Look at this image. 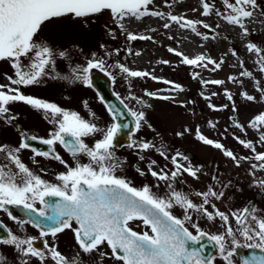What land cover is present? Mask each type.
<instances>
[{"label": "rangeland", "instance_id": "obj_1", "mask_svg": "<svg viewBox=\"0 0 264 264\" xmlns=\"http://www.w3.org/2000/svg\"><path fill=\"white\" fill-rule=\"evenodd\" d=\"M207 2L214 5L213 13L207 17L202 14V0H153L149 5V11H160L165 13V16H145L140 19L125 17L121 21H114L110 13L104 11L85 19H74L72 16L53 18L42 25L35 37L38 42L45 41L55 53L54 66L46 69L47 75L43 76L38 84L31 86L10 85L7 77L15 78V70L10 61L3 60L0 61V84L19 87L25 95L54 103L70 112H77L84 119L96 124L98 128L106 129L113 120L97 92L83 81L73 82L71 79L72 71L77 67H86L89 60L104 61L105 71L113 78L115 92L132 111H142L145 114L140 129L132 134L131 142L120 145L117 151L113 149L114 154L124 152L127 157V159L120 157L122 165L116 169L115 174L125 177L133 183V187L142 188L148 185L153 193L160 196L154 183L151 182V179L157 178L151 175L149 165L155 161V164H152L153 171L163 170L171 175L176 170L172 157L177 153L182 154L177 156V162L184 167L198 169L197 176L192 177L182 172L172 182L175 185L182 183L187 186L188 197L197 205L203 202V197L197 196V192L202 193L211 189L217 194L223 193L219 199L211 197L210 203L205 207L209 212L214 213L216 210L224 212L229 216V221L226 223L218 216L209 220L203 213L189 210L194 214L198 213L203 220L205 218L207 232L213 235L225 234L227 226L231 225L236 239L240 242H248L240 234L242 225L237 224L232 213H240L244 208H249L250 211L254 209L253 214L257 219H264V193L260 201L255 198L257 191L264 190V187L258 184V181L264 180V170L252 167L261 163L256 161L254 156L256 153L264 152V144L259 140L260 131H264V128L258 131L249 127L252 118L264 112V98L256 87V80H259L260 86L264 87V73L259 71L256 63L257 54L247 50L248 43H255L264 49V14H262L264 0H256L258 7L254 10L253 17L245 20L249 30L247 36L241 34L242 30L238 26L229 24L221 15L216 14V12L227 14L230 11L223 0H207ZM169 13L184 16L186 19L201 20L211 27L205 29L202 24L197 25L201 33L197 36L190 29L180 28L171 21L168 18ZM165 23L170 27L165 28ZM129 34L150 36L151 39L129 40L127 39ZM204 36H208L209 39H203ZM169 48L182 52L189 58L203 54L217 62L222 59L224 63L216 71L211 70L213 68L211 64L207 69L185 65L181 62L182 57L169 52ZM233 51L236 55L232 54ZM60 52L66 55L61 57ZM162 61L169 63L165 64ZM21 63L27 70V65L30 63L28 58L22 57ZM117 64H122L130 70L148 72L149 75L129 77L116 67ZM243 70L251 71L255 79L240 76ZM193 73L199 75L194 79ZM229 76H236L238 82L230 81ZM217 79L224 80L225 83L222 85L202 83ZM164 81L172 83H164ZM176 84L181 85L183 91L176 89L174 87ZM225 90L232 94L231 101L227 99ZM244 92L255 96L256 100L248 101L242 95ZM147 93H155V95L149 96ZM163 96H168L170 99H161L160 97ZM224 105L227 107H223ZM16 108L20 109L16 110ZM9 110V116L15 117L11 123L12 127L7 125L2 117L0 119V127L6 131L4 136L0 133V146L7 145L9 149L18 148L21 144L19 136L12 131V128L26 126L35 133L34 130L38 131L39 128L33 123L34 120L39 123L42 120L48 132L51 128L50 134H52L58 130L59 124L50 125L51 121L62 118L36 110L24 102L12 103ZM236 124L243 125V130L237 128ZM197 130L206 138L224 145V149L232 151L238 160L233 161L225 156L222 149L204 144L197 138ZM39 134L48 135L41 131ZM84 138L91 147L102 138V134L98 132ZM237 138L251 140L255 153L241 145ZM132 142L135 144L129 147ZM143 142H148L154 147L142 150L139 144ZM164 144L167 145L166 149ZM172 144L176 145L175 149L169 148ZM186 150L193 152L192 160L184 159ZM21 152L20 150L17 155L23 160ZM160 152H164L165 155L161 156ZM2 156L3 153H0V158ZM0 165L5 164L0 160ZM11 166L13 172L18 171L14 165ZM141 172L144 175H141ZM248 183L254 186L253 190L247 188ZM168 184L171 183L160 182L161 189L165 193L170 191ZM212 205H215V208ZM173 208L184 210L178 205H174ZM0 216L8 222L13 234L21 238L40 235L39 231L29 223L12 220L5 211L0 210ZM20 222H25L22 227ZM249 222L253 227H257L251 218ZM72 226L74 227L73 221ZM45 238L49 246H55L67 257L80 252L74 233L69 229H65L55 237L48 235ZM226 240L231 249L232 238L226 237ZM249 242L257 243L258 240ZM39 249L47 251L45 244ZM101 252L107 253L103 259L100 257ZM80 255L83 264H119L117 261H111L108 250L103 248L90 254L91 257L90 255L83 257L85 255L83 253ZM0 257H3V264H23L25 259L28 260V264H41L38 258L22 257L14 246L5 244H0ZM43 264H54V262L49 258Z\"/></svg>", "mask_w": 264, "mask_h": 264}, {"label": "snow or ice", "instance_id": "obj_2", "mask_svg": "<svg viewBox=\"0 0 264 264\" xmlns=\"http://www.w3.org/2000/svg\"><path fill=\"white\" fill-rule=\"evenodd\" d=\"M152 3L153 0H0V61H10L15 70V78L7 77L10 85L31 86L38 84L40 79L47 75L46 69L54 66L55 53L53 49L45 41L38 42L35 40L45 22L66 16H72L74 19H85L99 15L104 11H108L114 21H121L125 17L140 19L145 16H165V13L160 11H149V5ZM223 3L230 11L227 14L220 12H216V14L221 15L229 24L238 26L242 30L243 36L249 35L245 20L253 17L254 10L258 7L256 0H234V2L223 0ZM168 6L171 7V5ZM193 10L196 11V9ZM213 10V4L208 3L207 0H202V14L204 16L211 15ZM168 18L178 24L180 28L190 29L197 36L201 35L197 25L202 24L205 29L211 27L201 20L186 19L184 16L170 13ZM164 27L169 28L170 25L165 23ZM127 39L150 40L151 37L129 34ZM203 39L207 40L209 37L204 36ZM247 50L257 54L256 63L259 66V71L264 73V49L255 43H248ZM130 51L131 49H129ZM168 51L175 53L177 57H182L181 62L185 65L207 69L208 65L211 64L213 65L212 71L219 70L224 63L222 59L217 62L203 54L189 58L173 48H169ZM232 54L236 55L234 51ZM59 55L64 57L66 54L60 52ZM22 57H26L30 61L27 70L21 63ZM162 63L167 64L169 62L162 61ZM116 67L129 77L149 75L148 72L130 70L122 64H117ZM241 67H243V61H241ZM93 69L104 72V61L89 60L86 67H77L72 71L71 79L73 82L79 80L91 86L92 81L89 73ZM198 75L199 73H193V78L195 79ZM240 76L255 79L253 73L248 70L241 71ZM64 79H68V77H64ZM228 79L232 82H238L236 76H229ZM164 83L172 82L164 81ZM202 83L222 85L225 81L217 79L202 81ZM10 85L0 84V117L8 120L15 119V117L8 115L10 110L7 107L14 102H24L36 110L49 113L53 117H62L58 120H52L53 123L59 124L58 131L53 132L50 139L41 142L50 146L59 142L74 158L78 157L79 154H84L89 158V162L85 164L77 162L75 167H68L66 173H61L57 177L62 184H50L30 171L17 155L21 149L30 147L29 139L36 140L37 137H24L22 133L24 138L18 148L10 150L7 145L0 146V153L4 154V159L18 169L17 172H13L11 167L0 165V209L7 211L9 217L16 220V217L5 207L6 205H22L24 208L32 210L33 204L37 200L45 204V197H59V201L46 204V207L51 209V214L41 209L38 216H34L26 222L40 228L41 237L49 234L55 237L65 229H71L80 252L72 257H67L55 246H49L46 241L45 249L47 251L39 249L34 244L36 237L21 238V236L13 234L10 229H7L2 222H0V229L6 231L7 236L0 238V244L14 246L22 257L38 258L41 264L49 258L54 264H83L81 253L90 255L97 252L100 246L105 244L111 250V258L119 264H212L213 258L204 255L207 245L202 244L201 241L205 237L218 246L220 254L228 264H232L230 258L234 255L237 247L247 246L264 250V219H257L253 214L254 209L250 211L249 208H244L240 213H232V216L237 224L242 225L240 234L248 241L258 240L255 244H240L231 225L227 226L225 234L219 235H209V233L200 230L198 225L192 224L191 226L196 229L194 235L188 227H185V222L192 219L187 214L189 209L203 213L209 220L218 216L227 223L229 221L227 214L219 210L214 213L209 212L205 207L210 203L211 197L219 199L223 193L217 194L211 189L202 193L197 192V196L203 197V202L197 205L187 194L172 188L171 184H168L169 193L160 197L153 193L148 185L136 188L131 185L130 181L117 176L115 171L120 164L114 162L117 160L113 151L114 140L122 130L128 128L127 123L121 122V118L126 115L121 109L109 105L108 111L112 116L113 123L106 129H100L77 112H70L54 103L25 95L19 87H11ZM174 87L183 91L179 84L174 85ZM256 87L264 98V87L260 86L259 80H256ZM147 95L154 96L155 93H147ZM225 95L228 100H232V94L227 90H225ZM242 95L248 101L256 100L255 96L247 92L242 93ZM160 98L170 99L168 96ZM101 99L103 98L101 97ZM124 107L127 108V105ZM223 107L226 108L227 105ZM128 114L135 118V129L139 130L141 121L145 117L144 112L129 109ZM212 126L214 127V125ZM235 126L243 130V125L236 124ZM249 127L258 131L264 128V112L252 118ZM98 132L102 134V138L97 140L94 146L90 147L82 139ZM197 138L204 144L222 149L223 154L233 161L238 160L232 151L224 149V145L221 143L206 138L199 133V130H197ZM237 139L241 145L255 153V147L251 140ZM259 140L264 144V131H260ZM133 144L135 142H132L129 147ZM151 147L154 146L148 142L139 144V148L142 150ZM32 150L36 156L48 157L50 155L49 152ZM160 155L164 156L165 154L160 152ZM181 155L177 153L176 156L172 157V163L176 170L170 176L163 170L161 172L153 171L152 164H155V161L149 165L151 175L161 181L175 180L182 172L196 177L198 169L184 167L177 162V156ZM52 158L59 160L62 164L65 163L54 152ZM254 159L261 163L259 165L254 164L252 167L254 169L259 167V169L264 170V152L256 153ZM140 174L144 175L143 172ZM18 179L19 182H17ZM258 184L264 187V180L258 181ZM174 205L185 210L183 219L172 214L171 209ZM212 207L215 208V205ZM249 218L256 223L257 227L251 225ZM134 220L142 221L150 232L133 231L128 225L130 221ZM72 221H75L77 225L75 228L72 227ZM23 223L25 222H20L21 227ZM226 237L232 238L233 247L231 249L228 247ZM194 245H199V247ZM106 255L107 253L101 252V259ZM0 264H3V257H0ZM23 264H28V260H23ZM243 264H264V255L260 257L253 255L251 259L245 258Z\"/></svg>", "mask_w": 264, "mask_h": 264}, {"label": "flooded vegetation", "instance_id": "obj_3", "mask_svg": "<svg viewBox=\"0 0 264 264\" xmlns=\"http://www.w3.org/2000/svg\"><path fill=\"white\" fill-rule=\"evenodd\" d=\"M3 119L6 120L7 123L10 122V120L5 119L4 117H3ZM10 124H11V122H10ZM52 124H54V123H52ZM12 131H14V133H18L20 136H22L21 134L25 132V130L23 128L19 127V126L17 128H15V129L12 128ZM0 132L2 133V135H5L4 132H6V131H4L3 129H0ZM32 149H34V148L29 147L27 149H23L22 152H21L23 160L22 159H20V160L23 161L24 164L35 175L40 176V178L42 180H44V181H46V182H48L50 184H62V182L59 181L57 179V177L61 173H66L67 170H68V167H75L77 162H79L80 164H85V163L89 162V158L86 155H84V154H79L78 157L74 158L64 148V146L61 145L59 142H57L55 145H52V147L50 148V151H48L47 148H43V149H39V150L36 149L37 151L49 152L50 155L48 157L36 156ZM53 152H54V154H58L65 163L62 164L59 160H56V159L52 158ZM26 155H27V157H25ZM0 160L5 165L11 167V170H12V166L9 163V161L4 159V154H3L2 158H0ZM158 189H161V186H158ZM175 190L183 192V193H185L187 195L189 194L188 187L185 186L182 183L181 184H177L176 187H175ZM260 193H262V192H260ZM160 196H164V195H160ZM260 197H261V194H260ZM29 202L31 203V201H29ZM33 205H36L37 207H41V203H40L39 200L35 201ZM171 211H172V214L174 216H176L177 218L183 219L184 216H185V210H179V209H175L174 210V208H172ZM187 214L190 215L191 218H192L191 221H186L185 222V227H188L189 231L193 232V234L195 235L196 234V229L193 228L191 225L192 224H196V225H198L200 230L207 232L205 218L203 220L202 217L198 213L194 214V212L191 211V210H188ZM193 217H196V219H194ZM128 226L130 228H132L133 231H136V232H140V233H142L144 231H149L150 232V230L142 223V221H139V220L130 221ZM75 227H76V224L74 223V227L73 228H75ZM69 230L71 232H73L71 229H69ZM207 233H209L210 235H213L210 232H207ZM241 243L250 244L251 242L248 241V242H241ZM100 247H107V245L105 244V245H102ZM230 259L232 260V264H237L240 261V256L235 251L234 255ZM212 264H228V262L225 261L223 259V256L220 254L219 256L217 255V256L213 257Z\"/></svg>", "mask_w": 264, "mask_h": 264}, {"label": "water", "instance_id": "obj_4", "mask_svg": "<svg viewBox=\"0 0 264 264\" xmlns=\"http://www.w3.org/2000/svg\"><path fill=\"white\" fill-rule=\"evenodd\" d=\"M90 76H91L90 78L92 81V85H94L97 88L98 92L100 93L104 101L107 103V105L108 106L111 105L115 108H119L126 113V115L121 118V122L124 123L126 121H131L130 127L122 130L116 137V139H121L124 137L125 140H128V137H129L128 132L135 127V119L130 114H128V109L124 107V104L121 101V99L118 98L116 94L114 93V91L112 90L111 78L105 72H102L99 69H93L90 72ZM25 137H30V136L25 135ZM28 143L33 146H38L42 144L41 140H38V139L36 140L29 139ZM59 200H60L59 197H50V199L47 200V203H55ZM6 206L15 216H21L26 219H31L32 217L39 215V211L36 210L35 208H33L32 210H29V209L24 208L22 205L20 206L6 205ZM49 214H51V209H49ZM6 236H7V232L4 231L3 229H0V238H4ZM36 241L37 240H35L34 244H36ZM238 250L240 251L243 259L248 258L249 255H251V253H256V252H259L261 256L264 255V251L260 250L259 248L244 249V248L238 247Z\"/></svg>", "mask_w": 264, "mask_h": 264}, {"label": "bare ground", "instance_id": "obj_5", "mask_svg": "<svg viewBox=\"0 0 264 264\" xmlns=\"http://www.w3.org/2000/svg\"><path fill=\"white\" fill-rule=\"evenodd\" d=\"M257 20V19H256Z\"/></svg>", "mask_w": 264, "mask_h": 264}]
</instances>
